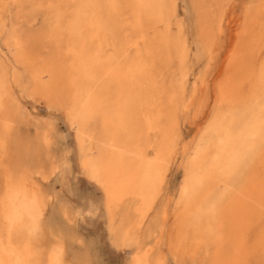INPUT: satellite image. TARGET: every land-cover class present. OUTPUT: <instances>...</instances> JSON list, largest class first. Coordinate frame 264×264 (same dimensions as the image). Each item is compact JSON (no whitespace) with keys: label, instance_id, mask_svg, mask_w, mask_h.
I'll return each mask as SVG.
<instances>
[{"label":"bare ground","instance_id":"1","mask_svg":"<svg viewBox=\"0 0 264 264\" xmlns=\"http://www.w3.org/2000/svg\"><path fill=\"white\" fill-rule=\"evenodd\" d=\"M7 1L0 0V10ZM9 1L45 13L38 27L28 15H16L25 27L14 24L2 43L16 47L13 61L30 72L28 91L51 111L66 109L75 125L82 173L104 190L112 245L132 250L135 264H150L154 247V264L162 263L164 252L183 264H264V0L248 11L240 30L235 27L233 53L216 81L221 105L209 136L188 160L175 206L169 202L163 213L164 244H148L143 252L140 234L182 135V92L175 90L182 79L167 80L164 66L183 51L160 27L163 0ZM223 1L210 0L218 7ZM204 3L194 0L202 42L213 51L216 32ZM216 19L223 32L220 11ZM13 71L0 54L1 107L12 98ZM10 172L6 165L0 264H65L62 241L45 253L36 245L46 205L38 187L28 180L20 187Z\"/></svg>","mask_w":264,"mask_h":264},{"label":"rangeland","instance_id":"2","mask_svg":"<svg viewBox=\"0 0 264 264\" xmlns=\"http://www.w3.org/2000/svg\"><path fill=\"white\" fill-rule=\"evenodd\" d=\"M204 2L206 10L211 13L212 26L216 32V46L213 51L205 42H202L199 12L194 0H163L161 3L162 22L160 27L173 35L175 45L181 47L183 51L182 54L180 53L183 57L180 58V54L175 53L170 60L174 63L170 62L164 66V76L167 80L182 79L183 85L179 87L177 83L175 87V90L182 92L181 98H179L184 108L181 109V113L179 112V116L182 117V135L178 141V150L176 149L166 172L161 193L142 228L140 234V239H143L140 247L141 252L148 244H154V246L157 242L160 245L164 244L161 231L164 222L163 213L169 202L173 203L172 209L175 206L174 203L178 199L179 188L188 160L203 144L204 138L209 136L210 124L217 107L221 105L217 99L218 84L216 81H219L218 79L223 75L229 63L230 54L233 53L235 45L234 38L237 37L243 20L248 11H254L258 0H226L220 7L213 5L210 0H204ZM30 10L27 5L19 7L9 0L0 10V32L4 30L6 33H0V54L6 55L11 64L15 66V71L11 72L9 76L12 98L6 107L0 106V141L3 139L0 146V192L5 188L3 171L6 165L11 171L10 173L13 171V175L9 174L11 180L19 184L20 187L24 186L26 180L32 184L35 182L34 186L38 187L46 204L37 233L38 244L36 243L43 253L49 249L51 251V248H58L56 243L59 240L63 243L65 264H135L132 250L115 248L111 243L104 190L82 173L77 129L70 120L69 114L65 112L66 109L51 111L45 100H42L43 97L39 95L36 97L31 91H28V85L31 82L30 72L25 66L13 61L15 60L13 53L16 47L13 45L8 49V46L5 45L6 38L4 37H7V33L13 27L15 28L16 15L22 14L23 18L28 15L31 24L35 27L41 24L44 19L41 17L45 16L44 11ZM219 11L225 23L223 32H220L221 30L219 31L220 28L217 26L216 14ZM228 15L229 17H226ZM226 19L230 23L228 26ZM22 22L24 21L16 25L20 28L24 25ZM238 23L240 24L238 25ZM236 26L239 27L238 30L235 28ZM231 42H234L233 46ZM103 45V49L108 50L107 41ZM28 80L29 82H27ZM201 86L204 87L203 90ZM202 97L204 98L202 99ZM243 112L247 116L251 113L246 110ZM10 120L15 124H12ZM11 148L13 150H10ZM15 151H18V154ZM33 165L35 167H32ZM20 168L22 172H20ZM172 221H174L173 216H171L169 224H172ZM154 249L149 257L148 263L150 264L155 262L153 258L157 249L156 247ZM45 258L46 256L43 260ZM161 264L183 263L175 255L164 252Z\"/></svg>","mask_w":264,"mask_h":264}]
</instances>
